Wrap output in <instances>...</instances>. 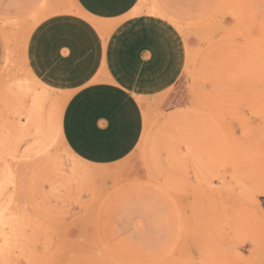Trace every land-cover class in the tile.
Listing matches in <instances>:
<instances>
[{
    "label": "rangeland",
    "instance_id": "374dc122",
    "mask_svg": "<svg viewBox=\"0 0 264 264\" xmlns=\"http://www.w3.org/2000/svg\"><path fill=\"white\" fill-rule=\"evenodd\" d=\"M140 2L133 14L164 17ZM170 16L186 46L182 74L142 102L138 144L109 165L65 144L68 94L27 67L37 21H0V264H262L264 0ZM157 45L159 63H174L173 46Z\"/></svg>",
    "mask_w": 264,
    "mask_h": 264
},
{
    "label": "crops",
    "instance_id": "0c3cea01",
    "mask_svg": "<svg viewBox=\"0 0 264 264\" xmlns=\"http://www.w3.org/2000/svg\"><path fill=\"white\" fill-rule=\"evenodd\" d=\"M140 1L73 0L76 11L67 13L66 0H0V21H37L26 43L27 67L45 89L68 94L61 135L90 164H114L134 150L143 131L142 102L175 85L185 66V42L167 18L211 0H152L164 17L133 14ZM158 36L173 46L174 63H159ZM163 68L172 71L165 75Z\"/></svg>",
    "mask_w": 264,
    "mask_h": 264
}]
</instances>
